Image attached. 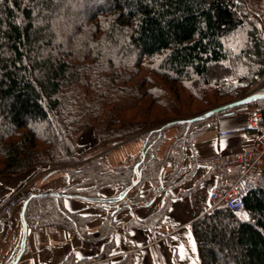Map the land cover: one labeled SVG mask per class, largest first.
<instances>
[{
  "label": "trees",
  "instance_id": "obj_1",
  "mask_svg": "<svg viewBox=\"0 0 264 264\" xmlns=\"http://www.w3.org/2000/svg\"><path fill=\"white\" fill-rule=\"evenodd\" d=\"M263 74L264 37L237 0H0V176L47 168V175L78 182L72 195L95 198L97 188L124 189L140 173L136 190L160 178L155 153L170 128L178 131L168 154L176 161L192 128L207 120L173 119L199 111L194 102L212 107L209 93L220 100L242 96ZM262 104L213 117L256 105L261 118L249 128L255 136L264 128ZM89 128L97 142L84 149L79 139ZM133 138L142 144L132 164L131 157L119 166L106 163ZM29 196L13 199L5 212ZM63 202L30 199L24 238L56 226L85 242L100 240L103 230L88 234L86 218ZM167 208L165 201L159 219ZM244 211L247 219L218 207L192 222L200 264H264V159ZM86 262L69 257L60 264Z\"/></svg>",
  "mask_w": 264,
  "mask_h": 264
},
{
  "label": "crops",
  "instance_id": "obj_2",
  "mask_svg": "<svg viewBox=\"0 0 264 264\" xmlns=\"http://www.w3.org/2000/svg\"><path fill=\"white\" fill-rule=\"evenodd\" d=\"M226 131L232 134L219 136ZM177 132L176 128L169 129L155 153L156 159L163 165L156 183L160 185L162 179L169 176H175L178 182L168 192L171 198L167 200V212L162 219L157 214L166 201V189L157 191L158 187L153 188L148 194L150 196L143 197V191L152 187L150 182L136 189L135 192L142 188V198L138 202L132 200V205L128 204L133 198L132 192H129L130 198L118 203L122 206L120 210H114L112 205L105 207L79 198L63 199L67 212L86 218L85 230L88 234L103 230L100 240L93 242L82 241L59 227L34 229L25 240L21 224L24 202L16 204L8 214L5 212L6 204L17 195L19 197L24 190L28 194L64 193L72 183L64 174L42 176L37 174L38 168H33L16 176H0V264L10 263L22 240H25L24 249L16 264H60L69 257L91 264H115L126 259L133 264H200L191 224L212 212L210 191L225 188L233 180L226 172L214 173L207 164L215 155H231L250 149L254 135L244 117H214L199 129L191 143L187 142L179 151L174 172L173 159H169L168 154ZM110 154L109 164L119 166L126 164L128 157H134L136 147L113 150ZM102 197L114 196L104 192ZM151 199V204H147Z\"/></svg>",
  "mask_w": 264,
  "mask_h": 264
},
{
  "label": "rangeland",
  "instance_id": "obj_3",
  "mask_svg": "<svg viewBox=\"0 0 264 264\" xmlns=\"http://www.w3.org/2000/svg\"><path fill=\"white\" fill-rule=\"evenodd\" d=\"M237 1H238L239 5H241L243 7L244 11L249 15V17L251 18V20H253L256 23L257 27H259V29L261 31V35L264 37V0H237ZM254 77H255V75H254ZM263 91H264L263 88L254 81L253 85L247 91V93H245V94H243L242 96H239V97H234V98L224 97V98H221L222 100H220L217 97H215V98H214V96L212 97L213 94L212 93H209V94H207V98H213L215 100V102H216V103H214L213 100H212V102H210V104H213L212 107H206L205 108L204 105H201L199 102H194V107L200 109L199 111L194 112L191 115H188L186 117L176 118V119H173V120H179V119H183V120L184 119H187V120H190L191 117H194L196 115L202 114V113L206 112L207 110H210L211 108H213L215 106L218 107V106H222V105H225V104L230 103V102H233V101H237V100H239L243 96H246L247 97V96H251V95L264 94ZM181 101H182V99H181ZM262 107H264V104H262ZM259 109H260V107H258L256 105H253V106L250 105V106L245 107V108H243L241 110L234 111L230 115H225V116H222V117H228V116H236V115H238V116L244 117L245 120H248L249 116L250 115H253L254 113H256L257 110H259ZM158 110L159 109H157V111ZM214 117L213 116L210 117L203 124H200L199 126H194V128H192V133L189 134V139H186V140H189L188 142L191 143V141L194 139L193 138L194 135H197L198 134L199 129L202 128L203 126H205L206 123H208L209 121H212V119H214ZM169 123H172V122H168V124ZM226 132H230V131H226ZM190 137H192V138H190ZM96 142H97V132H96V130L94 128H89L85 133H83V135L79 139V144L84 149H87V148L93 146ZM141 144H142V142H141L140 139L133 138V140L130 143L121 145L119 148H117L115 150L121 151V150H123L126 147L134 146V147H136V153H137V150L139 149V147H141ZM176 149H178V148H176ZM110 155H109V157H110ZM133 159L134 158H132V157L129 158L128 159V162L132 164L134 162ZM105 161H106V163H109L108 156L106 157ZM176 163L177 162L175 160H173L174 169L177 166ZM38 169H39L38 172H37L38 175L40 174L42 176H45V175H47L50 172L47 168H41V169L38 168ZM55 173L56 174H62V173H59V172L57 173L56 171H54V173H52V174H55ZM65 177L68 179V181H70L72 183L71 184L69 183L68 188H66L65 191H64V194H70V195H72L71 190L74 189V188L76 190H80V189H78L79 186H76V187L74 186V185H77V183H78L77 181H72L67 175H65ZM174 177L173 176H169V177H167L165 179H162V182H161L160 185L158 183H156L157 181L151 183V186L152 187L149 188L148 190H144L143 191V193H142V194H144L143 197L150 196L148 194H150V192L152 190L156 189L157 187H160V188L166 189V193L164 194V198L166 199V201L169 200L171 198V196H170V194H168V192L170 191V189L172 187H174V186H176V184H178V182H176V179H174ZM154 183H156V184H154ZM152 184H154V185H152ZM97 189H98V191H97L98 197H102V194L104 192H106L107 194H111L112 196H116L122 190L121 188H119L118 186H115L114 184L112 186L111 185H108V186L100 187V188H97ZM140 190H142V188L138 189L137 192H135L136 190H134V189H132L130 191V193L132 192L131 195H132L133 198L131 199L130 196H128L130 193L126 196L125 199H127V197L130 198V200L128 201V204L132 205L133 204V202H131L132 200H135L136 201L139 198H142V197H140V193L142 192V191L140 192ZM24 191H26V190H24ZM24 191H21L20 192V194H19L20 196L19 197H25L26 195H31V194H28V193H26ZM134 192H135V194L133 196V193ZM19 197L17 195L15 198H19ZM67 199H70V198H67ZM12 200L13 199H11L10 201H12ZM10 201L6 204V206L10 203ZM20 202H25V201H23V200L20 199V201L18 203H20ZM111 208H113L114 210H120L122 208V206L120 204H116V205H112ZM239 214L244 219H245V217H247V214L245 213V211H242ZM23 223L24 222L21 220V224L22 225H23ZM46 227H56V226H46ZM38 228H44V227H38ZM38 228H34V229H38ZM26 237H25V240H26ZM11 261H12V257L10 259V262ZM7 264H9V263H7Z\"/></svg>",
  "mask_w": 264,
  "mask_h": 264
},
{
  "label": "built area",
  "instance_id": "obj_4",
  "mask_svg": "<svg viewBox=\"0 0 264 264\" xmlns=\"http://www.w3.org/2000/svg\"><path fill=\"white\" fill-rule=\"evenodd\" d=\"M254 79L264 90V74L255 75ZM260 118V113L250 115L249 128L256 129ZM230 134V132H222L219 136L228 137ZM263 159L264 128L255 134L250 149L231 155H215L207 164L214 173L237 171L238 175L227 187L210 191V210L225 207L233 213L244 211V197L254 188L256 177L263 166Z\"/></svg>",
  "mask_w": 264,
  "mask_h": 264
},
{
  "label": "water",
  "instance_id": "obj_5",
  "mask_svg": "<svg viewBox=\"0 0 264 264\" xmlns=\"http://www.w3.org/2000/svg\"><path fill=\"white\" fill-rule=\"evenodd\" d=\"M263 99H264V94L247 96V97H244V98L239 99L237 101H233V102L227 103L225 105L212 108V109H210V110H208V111H206V112H204V113H202V114H200V115H198V116H196L190 120H187V122L191 123V122H195V121H203V120L210 118L211 116H213L214 114H216L220 111L230 109V108H234V107H238V106L250 103V102L263 100ZM182 122H184V121H179V123H182ZM170 124H174V123L172 122ZM137 167H138V164L135 165L134 171H136ZM137 176H138L137 181H133L129 186L122 189L116 196L110 197V198H103V197L87 198V197L74 196V195L58 193V192L33 193L24 202L23 209H22V215H23L24 209L26 207V204L30 199L47 197V196H55V197L63 198V199L79 198V199H83V200H86L89 202L102 204L105 207H107L109 205L118 204V203L122 202L126 198V196L129 194V192L136 186V184L140 178V173H138ZM157 191H160V187L157 188ZM151 202H152V199L149 200L147 204H151ZM24 242H25V240H22L21 245H20V251L18 252L15 259L12 260L9 264H16L19 261L21 255H22V251L24 249Z\"/></svg>",
  "mask_w": 264,
  "mask_h": 264
},
{
  "label": "snow or ice",
  "instance_id": "obj_6",
  "mask_svg": "<svg viewBox=\"0 0 264 264\" xmlns=\"http://www.w3.org/2000/svg\"><path fill=\"white\" fill-rule=\"evenodd\" d=\"M245 219H247V217H245Z\"/></svg>",
  "mask_w": 264,
  "mask_h": 264
},
{
  "label": "bare ground",
  "instance_id": "obj_7",
  "mask_svg": "<svg viewBox=\"0 0 264 264\" xmlns=\"http://www.w3.org/2000/svg\"><path fill=\"white\" fill-rule=\"evenodd\" d=\"M19 252V251H18Z\"/></svg>",
  "mask_w": 264,
  "mask_h": 264
}]
</instances>
